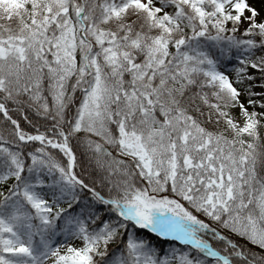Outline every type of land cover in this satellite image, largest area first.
<instances>
[{"label":"snow or ice","instance_id":"obj_1","mask_svg":"<svg viewBox=\"0 0 264 264\" xmlns=\"http://www.w3.org/2000/svg\"><path fill=\"white\" fill-rule=\"evenodd\" d=\"M0 264H264V14L0 0Z\"/></svg>","mask_w":264,"mask_h":264},{"label":"rangeland","instance_id":"obj_2","mask_svg":"<svg viewBox=\"0 0 264 264\" xmlns=\"http://www.w3.org/2000/svg\"><path fill=\"white\" fill-rule=\"evenodd\" d=\"M249 2L264 14V0H249Z\"/></svg>","mask_w":264,"mask_h":264}]
</instances>
